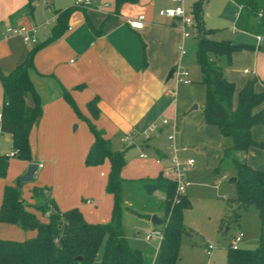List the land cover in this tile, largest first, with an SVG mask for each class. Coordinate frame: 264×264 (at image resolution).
<instances>
[{
  "label": "crops",
  "instance_id": "0c3cea01",
  "mask_svg": "<svg viewBox=\"0 0 264 264\" xmlns=\"http://www.w3.org/2000/svg\"><path fill=\"white\" fill-rule=\"evenodd\" d=\"M37 1L39 0H0V112L3 111L5 101L1 74L7 75L24 63L28 53L37 46H28L21 36L6 35V28L29 22L40 26V45L34 54V66L30 69V75L40 99L41 115L30 132L31 159L24 161L21 174L26 172L31 162L43 163L44 170L40 177L45 176L48 170L52 175L47 176L50 181H43L42 184L57 207L61 211L78 207L84 212L85 204L70 197L67 189L57 188L56 182L58 175L65 170L63 166L68 162L73 164L75 161L81 166L88 160L89 150L95 140L89 124L91 121L111 142L113 149L124 151L122 176L126 180L139 184L141 180L156 178L161 173L167 163L157 164L155 158L169 153L167 136L170 133L174 134V145L180 158L198 157L202 154L208 165L206 160L211 156L209 174L217 176L214 168L218 165L223 150L232 144V140L223 136L216 126L205 122V86L199 82L201 72L195 79L197 83L193 84L190 72L185 66L186 45L194 37H183L179 20L158 15L159 9L172 5L170 0L126 1L118 8L116 0H94L96 3L93 6L82 7L76 6L77 0H43V5L35 6ZM195 1L189 7L184 4L185 8L191 10ZM229 2L236 8L235 23L237 5L231 0ZM205 10L206 5L204 12ZM61 14L63 31L57 38L52 39ZM140 16H143L141 28H132L129 22ZM47 21L50 23L45 26ZM233 32L236 37L230 40L228 38V41L254 46L248 48L256 55L254 68L244 67L242 74L256 77L254 90L264 91L256 35L239 31L235 26ZM215 35L216 33L213 34ZM181 42L186 50L184 55L178 49ZM178 63L184 64L185 67L182 66L189 73L188 84L177 81L174 74L170 75V71ZM245 69L248 72L245 73ZM224 71L225 77L234 83L235 78L228 70ZM244 82L238 83L235 88L234 105L237 102V90H240ZM168 90L175 92L174 99ZM66 93L72 98L79 112L67 99ZM93 100H96L100 110L97 118L92 116L88 108V103ZM26 101L33 106L34 95L28 94ZM263 104L257 109L264 110ZM162 118H166L169 125L160 126L147 141L138 138L135 145L130 146L123 142L124 136L135 137ZM1 122L2 120L0 135L10 143L13 150L12 135L2 131ZM251 135L255 140L264 142V125L252 126ZM142 151L147 153V158L139 156ZM237 155L246 161L247 158L255 157L259 164L251 166L264 169V147L252 146L246 153L239 152ZM86 164H89L88 161ZM110 167L109 161V172ZM70 173L68 171L63 174L67 178ZM101 174L106 176L104 172ZM36 176L37 173L32 180L34 184H30L28 199L23 193V198L29 203H34L32 188L37 186ZM65 176L60 179L62 182L65 181ZM219 183L220 179L213 186ZM106 185L107 182L104 192L109 194ZM109 195L113 207V196ZM147 199L150 198L144 197L145 202ZM84 200L91 202L87 197ZM161 200L162 195L159 192L153 193L148 201L151 212H154ZM156 215L158 216L157 213ZM87 221L109 222H95L91 218ZM145 255L154 258L156 252L152 256L145 252Z\"/></svg>",
  "mask_w": 264,
  "mask_h": 264
},
{
  "label": "trees",
  "instance_id": "16d2710c",
  "mask_svg": "<svg viewBox=\"0 0 264 264\" xmlns=\"http://www.w3.org/2000/svg\"><path fill=\"white\" fill-rule=\"evenodd\" d=\"M136 0H116L118 8L124 2ZM241 5L234 26L239 31L264 37V0H231ZM208 0H196L191 6L193 16L192 35L196 39L195 58L201 72L200 83L205 86L204 119L207 124L216 126L223 136L230 137L232 144L223 150L222 157L214 172L231 165L236 178L235 201L241 208L253 205L260 219L259 246L255 249H227L224 264H264V169L253 168L245 159H240L239 152L246 153L252 146L261 142L251 135V127L264 125V110L257 109L264 102V91L256 92V77L247 79L240 88L236 105L233 103L235 84L225 77L224 68L218 63L220 56L225 55L230 61L233 52L254 48L249 44H235L228 40H216L211 35L217 29L206 28L203 18L204 6ZM59 23L53 30L52 39L63 31ZM38 44L28 53L24 63L9 74H1L4 87V107L1 129L10 133L13 139V150L23 160L31 159L30 132L41 115V104L34 90L30 69ZM258 49L264 50V44ZM33 94L35 104L28 105L26 96ZM67 99L79 112L72 98ZM94 118L100 110L96 100L88 103ZM95 140L88 153V163L98 165L109 159L111 167L106 191L113 196L111 219L106 223L88 222L80 209L74 207L61 211L53 199H45L46 187L35 186L32 198L37 209L43 214L49 211L48 220H41L29 210L31 205L22 197V189L17 185H5L0 207V221L18 224L36 230V235L26 240L0 238V264H95L102 246L103 254L99 264H178L181 237L185 232L183 213L190 207V199L185 195L175 201V183L161 173L153 179H143L139 189L147 202L137 201L133 192L135 184L123 178L125 165L124 151L113 149L96 125L89 121ZM8 156H0V175L4 176L9 166ZM159 192L162 200L154 212L148 201L153 193ZM153 200V199H152ZM53 207L54 210H50ZM144 213H138L137 208ZM127 210L140 216L150 218L152 214L161 213L159 225L161 240L156 255L149 258L145 252L132 248L123 229V211ZM47 211V212H46ZM148 212V213H147Z\"/></svg>",
  "mask_w": 264,
  "mask_h": 264
},
{
  "label": "rangeland",
  "instance_id": "374dc122",
  "mask_svg": "<svg viewBox=\"0 0 264 264\" xmlns=\"http://www.w3.org/2000/svg\"><path fill=\"white\" fill-rule=\"evenodd\" d=\"M195 0H184V4L189 7ZM43 5V0L35 3V6ZM236 8L229 2V0H208L204 14V23L206 28L217 29L213 38L229 40L236 37L233 32L234 15ZM219 33V34H218ZM262 46V45H261ZM187 64L185 66L190 72V79L192 83L196 84L195 79L200 74L199 66L196 64L195 48L196 40H191L186 45ZM243 54V55H240ZM259 64L261 67V79L264 80V50H260ZM256 55L249 49H243L238 52H233L230 61L225 55L218 59V63L228 70L235 78V88L238 83L244 82L252 78L251 74H242L244 67L254 68L256 63ZM184 66V64H182ZM184 66V67H185ZM245 83V82H244ZM243 83V84H244ZM239 90L236 93V99ZM264 103V102H263ZM264 105V104H263ZM12 152L10 143L0 135V155ZM200 154L194 159V169L188 173V181L191 185L187 187L186 193L190 199V207L183 213V225L185 232L181 237L180 253L178 264H224L226 260L227 249L231 247L234 236L241 232L243 237L239 242V248L255 249L259 246L260 234V219L256 208L249 205L247 208H241L234 200L236 196L235 185L229 180L234 175L232 166L226 165L222 167L217 176L210 175L208 165H211V156L207 157V163L204 157ZM182 157L181 159H183ZM10 164L4 176L0 175V207L4 193L5 185H17L21 174V167L25 160L16 157L8 158ZM83 165L69 162L63 166L65 169L57 178V188L67 189L70 197H75L79 202L84 203L85 208L82 214L85 219H93L95 222L109 221L112 211V198L109 194H105V183L109 175V161L106 160L101 164ZM249 165L259 164L254 157L247 158ZM88 168V170H87ZM43 168L39 169L36 176L37 186L45 187L42 183L48 180L47 176H51L50 170L46 172L45 176H41ZM71 172L70 176L66 178L64 172ZM106 173L104 177L101 173ZM65 176V181L60 179ZM225 176V177H223ZM220 183L217 186V180ZM26 182L22 184L23 193L28 199L30 184ZM35 187V186H34ZM135 184V191L131 189L137 201H144L143 190L138 188ZM33 190V188H32ZM87 197L91 202L87 203L84 199ZM44 198L50 200L49 193L44 191ZM26 200V199H25ZM27 201V200H26ZM34 203H36L34 201ZM34 203H30L29 210L36 212L39 218L43 221L48 220L49 211L43 214L41 210L37 209ZM50 210H54L50 207ZM138 213H144L142 208H137ZM148 213V212H147ZM161 217V213H157ZM123 229L127 237L129 245L134 249H139L147 252L148 255L155 254L159 239L153 237L146 240L145 236L151 232L155 227L159 228L160 224L151 222L150 218L140 216L139 214L124 210L123 211ZM36 230L25 229L18 224L7 223L0 221V238L12 240H26L36 235ZM15 238V239H14ZM20 240V241H22ZM213 245L214 249L210 256L206 255L205 248L207 245ZM100 249L98 259L95 264H99L103 254V248ZM151 258V257H150Z\"/></svg>",
  "mask_w": 264,
  "mask_h": 264
},
{
  "label": "built area",
  "instance_id": "2783aa9c",
  "mask_svg": "<svg viewBox=\"0 0 264 264\" xmlns=\"http://www.w3.org/2000/svg\"><path fill=\"white\" fill-rule=\"evenodd\" d=\"M172 5L166 6L158 10V15L168 18H174L179 20L180 28L183 32L184 38H189L192 36V30L194 26L193 16L191 10H187L184 6L183 0H170ZM96 2L94 0H77L76 6H93ZM242 10L241 5H237V16L240 14ZM143 16H140L138 19L129 22L132 28L139 29L142 26ZM49 21L45 22V26L49 25ZM39 29L40 26L34 22L23 23L17 26H8L6 28V35H18L23 38L25 43L30 46H36L39 44ZM256 45L260 47L264 43V37L262 35H256ZM179 52L181 55L186 53L184 44L181 42L178 46ZM244 72H248V70H244ZM177 81L188 84L190 82L188 78V71L184 68L180 63H178L173 72ZM169 94L174 99L175 92L173 90H168ZM3 114L0 112V120H2ZM162 125H169V122L166 118H162L159 122L152 123L145 131L141 134L136 135L135 137L126 135L123 137V142L130 146L135 145L136 139L141 138L143 141H147L153 132L157 131L160 126ZM169 140L168 149L169 153L166 156H157L155 158V162L157 164H162L166 162L165 166H163L161 170V174L174 181L175 183V192L176 197L175 201H179V196L185 195L187 187L189 186L190 182L188 181V173L194 167V159L192 157L183 158L181 159L177 154V148L174 145V134L170 133L167 136ZM18 152L16 150H12L7 156L8 157H16ZM139 156L141 158H147L148 155L144 151H142ZM44 165L43 163H39V169L42 168ZM225 177V176H223ZM153 237H157L159 241L161 240V230L153 229L151 232L147 233L145 236L146 240H150ZM243 234L241 232L237 233L233 241L231 243L232 249L239 248V242L241 241ZM214 248L213 245L209 244L206 249V254L210 255L211 250Z\"/></svg>",
  "mask_w": 264,
  "mask_h": 264
},
{
  "label": "water",
  "instance_id": "95a60500",
  "mask_svg": "<svg viewBox=\"0 0 264 264\" xmlns=\"http://www.w3.org/2000/svg\"><path fill=\"white\" fill-rule=\"evenodd\" d=\"M229 42V41H228ZM174 72V70L170 71V75H172ZM260 147H264V142H261L259 144ZM39 170V164L36 162H31L28 167L27 170L24 174H22V176L20 177L19 181H18V186L20 189H22V184L26 183V182H31L34 177L35 174L38 172ZM230 182H235L236 178L235 177H231ZM151 222L155 223V224H160L162 222V219L160 217H158L156 214H152L150 217Z\"/></svg>",
  "mask_w": 264,
  "mask_h": 264
}]
</instances>
